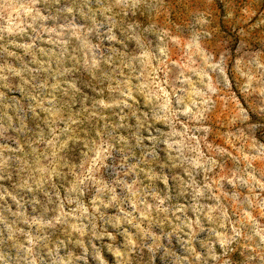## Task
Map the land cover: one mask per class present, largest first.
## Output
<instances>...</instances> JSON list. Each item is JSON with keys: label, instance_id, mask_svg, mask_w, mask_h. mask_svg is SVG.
<instances>
[{"label": "rangeland", "instance_id": "1", "mask_svg": "<svg viewBox=\"0 0 264 264\" xmlns=\"http://www.w3.org/2000/svg\"><path fill=\"white\" fill-rule=\"evenodd\" d=\"M0 264H264V0H0Z\"/></svg>", "mask_w": 264, "mask_h": 264}, {"label": "clouds", "instance_id": "2", "mask_svg": "<svg viewBox=\"0 0 264 264\" xmlns=\"http://www.w3.org/2000/svg\"><path fill=\"white\" fill-rule=\"evenodd\" d=\"M110 39H115V37L114 36H112V37H110ZM172 135H175V133H172ZM166 143H167V141H165ZM172 145L171 144H169V147H171Z\"/></svg>", "mask_w": 264, "mask_h": 264}]
</instances>
